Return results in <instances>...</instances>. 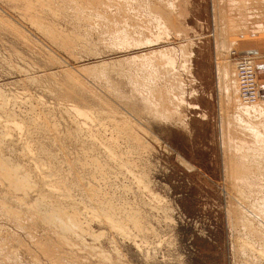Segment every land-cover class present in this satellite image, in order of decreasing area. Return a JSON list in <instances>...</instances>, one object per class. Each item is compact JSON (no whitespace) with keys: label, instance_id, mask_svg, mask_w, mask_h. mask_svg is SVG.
Wrapping results in <instances>:
<instances>
[{"label":"rangeland","instance_id":"374dc122","mask_svg":"<svg viewBox=\"0 0 264 264\" xmlns=\"http://www.w3.org/2000/svg\"><path fill=\"white\" fill-rule=\"evenodd\" d=\"M15 1L17 2L20 1V2L17 3ZM143 1L144 3H142ZM183 1L184 0H174L175 4L177 5L181 4V6L179 5L178 11L180 12V14L182 12V16H181L183 18L182 22L181 23L180 21L178 22L179 18H175V16L177 17V15H175L174 17L172 15L173 19L172 21L166 22L168 24L167 26L162 25L163 21L160 18L158 19V17H154L155 14H153V12H155V9L147 6V5L150 6L151 3L154 6L155 5L154 0H142V1L141 0H133V1L132 0H129V1L128 0H122V1L121 0H115V1L110 0L109 1L108 0V4L106 2L107 5H105V7L102 8L104 13L106 14L108 13V16H109V17H105L106 18V20H104L105 25L107 21L108 23L113 24L114 28L117 26L118 27L121 26L122 28V25H123L124 27H126L125 30L126 31L128 30L129 33L132 32L131 34H133L134 36H136V34L143 32L144 34L147 33L148 35H150V37H152L153 40L157 36H160V37L162 36L161 38H158V41L154 40L149 43H144V42L141 44L137 42L124 43L123 41L116 39L117 36H114L115 39H112L111 38L112 35L110 36L109 33L106 32L108 31L106 30L108 26L106 27V29L104 28L105 30L103 29V31L101 30L102 28L97 26V30L93 31L94 29H96L94 28L90 32V33L93 32L92 34H90V36L89 35L84 36L86 34H84L85 33L84 31H83L84 33L82 32V29L87 30L89 24H92L93 23L92 21L95 18L96 20L94 21L96 22L97 19H99V17L100 18L103 17V16H100L101 13L99 12L92 14L93 16H89V18L91 19L90 23L87 22V19L85 18L86 16H83L84 19L83 20L80 19L81 21L78 20V22L75 19V17L72 18L73 21L70 20L71 18H68L67 20L58 19L57 21L59 25L58 28L60 26H61V29L65 27V30H66L65 32L69 36L72 35L71 38L73 37L76 40L74 43L68 44L69 46L68 47L65 46L64 48L63 40L61 41L62 38H59L58 36L60 40L55 42L51 38L49 39L48 36L45 37V35H43V33L39 31L36 27L30 25L29 20L28 21L27 19H25L26 21L24 20L25 16L22 12V10H24L23 4H22L23 0L22 1L21 0H0V16L5 21L8 20L12 23H15L18 28L20 27V30H22L23 32L25 31L24 33L27 37L26 39H29V40H25V37L18 38V36H16L15 33L9 29V27H6V25H3V23L2 24L0 23L1 24L0 25V87H2V91L4 93L3 94L1 92L0 94V104L2 103L4 105L3 106L1 104L2 106L0 107H2L1 109H4L3 111L8 110L9 113H11L10 115L15 117V119H17L15 120L13 118V120L18 121V122H22L24 117H27V116L30 117L31 109H32L31 111H33L34 109L32 113H36L33 115H36L37 117L38 115L43 117L44 116L43 113L44 114L47 113L44 116L45 117L44 123L45 124L47 123L46 125H48L50 128L46 126L45 130L51 131L52 129H56L55 125L57 124L58 128L55 131V133L57 132L56 134H58L57 136H60V135L66 136L64 139L60 137L61 139L54 140L53 138V139H50L49 141V139L48 140L46 139V136H43L44 133L38 134L40 136H38L36 133L34 134L31 133L32 135L28 134L27 133L28 131L25 129L26 125L24 124L25 126L20 128L22 130L24 129V131L20 130L19 132H17V129H15L16 131L15 132L13 129V132L16 135L18 134L17 136H20L21 138L23 137L20 140L18 139L17 143L18 142L20 143L21 141V144L19 143L18 145L16 144L17 148L15 147V144H14L13 151H14V148H16L15 150L22 149V148L25 150L24 145H27L29 143L28 144L29 147L26 146L25 151L22 149L24 152L27 151L25 154V157L24 158L22 157L26 161L25 164L26 165L29 164L28 166L31 165L30 167L33 168L34 165H36L37 163L38 167L39 165L42 167V169L40 167L41 170H39V172L41 173L42 171H44L43 170L44 168L47 172L44 173L45 172L44 171L43 172L44 174L43 173L42 174L43 176L47 177L46 179L50 180V183H52L51 184L52 188L53 186H55L53 189L57 191V194L59 193L58 191L60 190L62 191L66 190V192L64 191L63 193H66L65 195L69 194L70 196H72L71 199L69 195H67L68 197L64 196L65 202L67 201L64 204H66V206L68 205V207L70 206L69 203H71V206H74V205L77 206L80 204L79 207L81 208V210L82 211L86 210L87 212V211H92V209L90 208L91 206L92 208L97 207L100 204H101L100 207L107 206L108 202L106 204V201H109V204L111 203V205L114 204L115 206V207L113 206V208L111 206L112 209L110 208V210H113L112 212L114 213H117V214L122 213L123 215L125 213L126 215V210L128 211V208L130 209V211L131 209H134L136 212H139L138 214L142 215L141 223L138 226H135V228L137 227L136 229L135 228L133 229V226H132L133 224L131 222L128 223V225L130 224V228L127 225L129 230L127 229L126 231L129 233H126V235H124L125 237L122 236L120 233H117V231L115 232L114 230L111 231L113 232L111 233L110 229L105 224L100 223L99 221H97L98 223L96 221H92L90 222L92 225H89V226H92L91 227L92 231H95L98 233L99 231H104L105 235L97 241H94V238L92 236L91 237L88 236L87 242L91 245L93 243V245L96 246V248L98 247V249L99 247L103 246V248L105 247V250H108L112 254L115 253L113 245H115V247L118 246L119 249L123 251L122 253L123 256H121V258H123L126 264H264V258L260 259L257 256V254H253L251 252H248L249 255L246 256L245 254H243L244 252L242 253V249L239 246V243H241L245 239L248 240L247 237L249 236L245 235L247 237H244L243 236L244 232L241 230L239 231L238 227L236 228V225L234 223V218H233V212L231 209L234 205V203L232 202H234L235 200L236 191L238 190L236 185L234 184L236 180L234 176L235 169L233 168L234 165H236L234 163H237L236 161L237 151L235 152V150L237 149H235L233 146L230 147L228 137H230V134H231L230 138H233L234 136H233V133L229 132L228 129L227 131H225L226 130L225 127L228 128L226 125V121L228 122L230 121L229 118L226 117V115L228 112H229L228 114H232L234 112V109L231 105L228 106L229 103H227L228 102L227 96H229L230 94L228 95L227 92L225 93L223 91L224 88H223V85L220 79L221 73L219 70V68L222 67L223 64H226V65L232 64V67L235 72L236 71L235 65H236V62L238 61V57L250 56L256 60L257 67L259 69L261 68L260 70L264 72V68L260 67V64L262 65L264 64V33H262L261 30H259L262 28V26L259 27L260 25H258L257 22L255 23L253 19L251 20L249 19V21L247 20L248 22L245 24L246 25L245 29H248L250 31L252 30L251 33H249V36H247L249 39H242V38L239 39L236 37L237 36L236 34L229 33L230 36L228 35L229 37L227 38L231 40V37H232V40L234 41L236 37L235 40L239 41V44H238L239 47H237L236 51H233L232 49H236V46L232 48L231 47L232 45H230L231 43L230 44L228 43L226 44L227 45L226 48L222 46L223 51L222 50L220 51L219 47L221 46L218 47L217 43H219L218 41L220 38L226 37V36L221 37L220 30L218 31L217 30L218 28H215L217 27L216 25H219V24H217L214 20L215 18L214 11H213V8H214L213 3H215L214 0L213 1L212 0H185L184 2ZM109 2L110 3L112 2V3L109 4ZM114 2L116 3L114 4ZM119 2L121 3L120 7H118L120 5ZM129 3L131 4L133 8L128 9L129 7H131ZM217 4H218V0H217ZM219 4L221 6L224 4L226 7L224 0H219ZM21 6H22V9H21ZM110 6H113V7L110 8ZM227 7H230V6H227ZM121 8L122 9L127 8V11H130V12H126L128 13L126 14L124 13V10H121ZM134 10H135V13H134ZM88 13L89 12H87L86 15H88ZM131 13L132 15H134V18L136 19L135 21L134 19H130L129 14L131 16ZM150 13L153 15H151ZM120 15L121 16L123 15L122 16L123 18ZM117 16H120V19L121 18L122 19L119 20V17ZM1 17H0V20L2 19ZM92 17H93V20H92ZM243 19L244 18H240L239 21ZM101 20L102 19H100V21H97V24L98 22L99 23L103 22ZM131 20L132 22H135L136 24L132 23ZM48 21L50 22V19L47 20L46 22L49 23ZM120 21H122L124 24ZM73 22L75 25L72 24ZM95 22L93 25L96 24ZM142 22L144 26L141 25ZM154 22H155V25H154ZM108 23L107 25H109ZM130 26L132 27L130 28ZM62 33L61 35L64 36L65 34H62ZM81 34H83L82 37H81ZM75 36L76 38L78 37V39H76ZM218 36H220V38H218ZM85 37H88V38H85ZM85 39L89 41L87 40L85 41ZM229 40L228 42H231ZM61 43L63 44V46L61 45ZM181 46H188V48L191 49V54L193 55H189L190 54L189 52L187 53L183 52V47ZM159 48L161 49L167 48L170 50L172 49L171 54L174 56L172 57L173 62L171 61L170 63H166L167 61L165 60V58H163L157 53H156L157 54L156 60H155V57L152 56L153 53L150 56L147 55L146 60H144V62L149 63L148 65L146 64L149 70L146 73H139V75H137V82H139V84L144 87L149 86V84L153 85L154 84L153 82L156 81L157 78L159 79V82H161L160 79H163V78H159L160 77L159 72L154 71L153 65H156V61H158L159 57H160L159 61L164 60L163 63L164 65L165 64L166 65L162 67L167 68V71L166 69H164L165 74L163 75L166 78L171 77L170 79L167 78L170 83H168L166 78L164 79L165 80L164 85L166 84L167 85L166 88L172 93L170 94L169 92L171 99H170V102H168L171 105L172 112L170 111V113H168L167 119L155 118L154 116H151L148 112H145L144 110H141V109L140 111L138 110L133 111L132 109H130L131 108L130 106H127L126 103L123 102L125 101L124 99L118 97V95L113 94L114 93L113 91L110 92L111 90L108 88V86L111 87V84L112 86H114L113 83H117V82H118L119 88H121L122 90L125 89V93H124L125 96H122L123 98L130 95V92L132 94L133 92H135L133 90L134 88H131L130 82H129L130 85L128 84L127 82L128 79L125 77L124 78L121 77L115 70H113L114 72H109L108 74L111 77L107 74L108 77L106 80H104L105 78H102V77L103 75H105L103 74V72L106 70L102 71L103 69L97 68L98 73H96L97 72L96 71L95 72L96 74H91L90 72L82 68V67L90 68V67H94L95 65H102L104 63L107 64L108 62L111 63L112 61H115L117 59H123L124 57H127V56H135V55L143 54V53L146 54L147 53L146 51L149 52L151 49L158 50ZM52 52H54V56L57 57V59L58 58L60 59L53 60V58H51L53 56ZM148 56L154 57V58H149ZM30 66L32 68H30ZM63 68L64 70L66 68L67 69L70 68L71 70L76 72L78 76L83 75L82 73H84L85 76L83 75L81 78L79 76L78 78L81 79L82 81H83L82 78H84V83L86 80V84H85L86 88L91 87L90 89H92V91H87L89 92L87 93V95L82 94L83 96L81 95V99H83V101L80 100L79 104L80 102L83 103L84 105L86 104V106L84 107L86 108L87 111L90 108L89 111L91 112V114L88 111V114L81 116V118L80 117L77 118V116L75 117L73 113L70 114L71 110H69L70 108L68 107L72 103L71 102L69 103V101H66V100H62L61 97L57 96L58 94H55L56 91L54 92L53 90L54 87H52L51 85H55L54 79L58 81L59 77H61L59 78V80L64 78L63 76L64 74H62L64 71ZM51 70H52V73L54 72V74L56 70V74H60V75L55 74L56 76H53L54 74L52 75ZM77 70H81V71L78 72ZM41 73H43L44 76L41 77L40 75ZM50 73H51V78L53 80L51 78L50 79L52 80L53 84H51L50 79L47 78L48 77L47 75ZM88 73L90 76L88 75ZM86 74L88 75L87 77H86ZM37 75L38 77L40 76L39 77L40 79L39 78L33 79V77L35 76L37 77ZM95 75L97 77H95ZM30 77L34 81L36 80L37 82L34 83L32 79L30 80ZM44 77H46L47 79ZM27 78L29 79L27 80ZM109 78H112V79H109ZM108 79L109 81H107ZM178 79H181V80H178ZM262 80L263 79L260 77L261 82ZM163 81L161 83H163ZM176 81L178 83L180 82L182 83L183 87L181 89L176 88V86H178V83ZM126 82L128 85L126 84ZM226 82H229L228 84L232 88L234 89L238 88L237 84L234 82V79L233 80L227 79ZM108 83H111V84L108 85ZM224 83H225V80H224ZM232 84L236 86L233 87ZM262 84H264V82H262ZM129 88L132 89L133 92ZM238 89L236 90V92H239ZM90 92H92V95L93 97H95V99H98L97 101H95V99L92 97ZM30 94L32 97L30 96ZM101 95L102 97L103 96L104 97L102 98ZM2 97L5 99L3 100ZM98 97H101V98H98ZM20 98L22 100H20ZM223 98H225V100ZM16 99L18 102L16 101ZM101 99L103 100L101 101ZM5 100H9V102L7 101V104H5L6 103ZM3 101L5 102L3 103ZM93 103L95 104V106ZM13 105H14V108L12 107ZM34 105H35V108L37 107L36 109L33 107ZM170 105L168 106V108L170 107ZM18 106H20L19 107L20 109L18 108ZM222 106L225 107V112L223 111ZM91 108L94 110H92ZM66 109H67V112H65ZM13 110H14V114H12ZM52 111L54 112V114ZM102 112L104 113L108 112L110 113V115L105 113V116H104V113ZM115 112H116V115H115ZM126 114L128 116H126ZM33 115L32 117H36ZM11 116L9 118H11ZM129 116L132 117L133 122L131 120L129 121L128 119L130 118ZM72 117H75V118H72ZM0 118L2 120L3 119L5 120V117L3 116H1ZM113 118L116 120H118L119 118L120 119L124 118L122 120L120 119L118 120V121H121L119 122V124L122 126H124V123L126 125L129 122H130V125L133 123L132 132H135V134L137 133L140 134L142 138L141 139L142 144L133 146V147H136L137 150L131 147V145H134V144H132L133 142H130L132 140L129 137L130 136L129 133L131 132L128 130L129 128H127L129 133L128 131H125V134L124 132L122 133L120 128H119L120 131H118V128L116 124L114 123L116 120H114ZM225 118H227V120ZM74 119H76V121ZM125 119H126V122L123 121ZM223 119L225 120V122ZM53 120H55L54 121L55 124ZM77 121H80V122L77 123ZM73 122H75V124H80V125H75ZM45 124L42 125L43 127L41 126L43 130H44ZM72 124L74 125L73 128H72ZM0 125L4 127V125L2 124ZM58 125H60L61 127ZM135 125L137 127H135ZM52 126L54 127L51 128ZM75 126H77L78 128ZM89 126L91 127L92 133H90L91 131H90ZM84 127L85 129H82ZM114 127L118 132H116V130L113 129ZM68 128H69V131H68ZM81 129L82 131H78ZM135 129H137L138 131L137 130L134 131ZM4 130H5V127H4ZM4 130L3 128L1 129V131H4ZM20 132L23 135L19 134ZM126 132L128 133V135ZM227 132L229 134L228 136L226 135ZM66 133L67 134L69 133L68 134L69 136ZM15 134L13 136H15ZM76 134H77V137L75 136ZM25 135L26 136L28 135V137L33 140L31 141V139L30 140L24 139V137L28 138ZM35 136L38 137L40 141L41 140L45 141L44 142L45 147L47 145L46 149H48L46 151H48L49 153L43 152L42 154L41 153L38 154V151L40 150L39 142H38L39 139H36ZM73 136L76 138L73 139ZM102 137H103V141H102ZM34 138L38 141L36 142ZM109 138H110V141H109ZM83 139L86 143L83 141ZM23 140L24 142H22ZM25 140L27 142H25ZM52 140L55 142H53ZM94 142H96L94 144L95 146L93 145ZM83 143H85L86 146ZM19 145H20V148H19ZM108 145H110V147ZM11 146L7 147V151L9 149V152H12V150L10 151V149H12ZM30 146L34 147L33 151L31 150L32 147ZM64 146H66V148ZM92 147H94V149ZM28 149L29 151L31 150L30 151L31 154L28 151ZM129 149L130 150L132 149V150L130 151ZM68 150L70 151L69 153H68ZM140 150L141 151L143 150V152H141ZM35 151L37 152L38 155H36ZM61 151L64 153L66 152V153L64 154ZM90 151H92L93 154ZM108 151L109 152L111 151V152L109 153ZM116 153H118V155L120 153L121 155L116 157L115 156ZM32 154L38 157L35 158V156H33L34 158H32L31 157ZM233 154H235L236 157ZM13 155H14V152H13ZM28 155L29 157H27ZM84 155H85V158H84ZM17 156L18 154H15V157ZM121 156H122V160H121ZM26 157L29 159H27ZM94 157H96L97 160H95L96 158ZM181 157L184 158L186 161H188L190 165L188 163H187L188 165H186V162H182ZM33 159H36V160L33 161ZM42 162L44 164H42ZM78 162H81V163H78ZM127 162H130L131 164L132 162L134 163L131 165L130 163H127ZM120 164L121 166H119ZM136 165L138 168L136 167ZM47 166H49L48 167L49 169L47 168ZM52 166H55L57 170H55V168H53ZM95 166L98 168H96ZM51 167L53 169H51ZM100 167L103 169H101ZM129 168L130 169L132 168V169L130 170ZM100 169H101V172H100ZM109 169L111 171H109ZM49 170H51V173ZM52 170H54L55 174L59 172L60 176L63 177V180L61 181L62 178H60L59 174L52 175L53 173ZM60 171H62L64 174ZM129 172H132V173H129ZM47 173L48 174L50 173V175H52V178L50 177V175L48 176ZM73 174H75V176ZM94 174L96 178L94 177ZM131 174H133L135 177L133 176L132 178ZM143 174H145V176ZM56 176H58L59 179H57ZM80 176L82 177L83 181L81 180ZM125 176H127L128 179ZM143 176L145 177L144 180H142L144 178ZM140 177H143V178H140ZM50 178L51 179L54 178L53 180L56 179L55 181L58 180L60 184V188L58 187L57 189V186H59V184L57 182L55 183V181L51 180ZM77 178H80V180L85 183V187L88 188L87 190L83 191L80 186H77L74 183L73 180ZM135 178H137L138 181ZM65 183H68L67 187ZM90 183L92 185H90ZM61 184H64L65 186L64 185L61 186ZM142 184H144V186ZM146 184H148V186H146ZM72 185L75 187H73ZM131 185H132V188H131ZM91 186L93 188H91ZM68 187H70L71 190H69ZM89 188L92 189L91 191H93L94 193L89 191ZM72 190H73V193H72ZM62 191H60L59 198H64L62 197L63 195L61 194ZM68 191H70L71 194ZM88 191L90 192V194L86 193ZM149 191H152V192H149ZM30 193L34 198L36 197L35 193L33 192H30ZM78 195H79V198H78ZM88 197H89L90 202L87 199ZM91 197L93 201L92 199H90ZM162 197L164 198V200H162L163 199ZM81 201H82V204L84 202L83 205L81 204ZM102 202H105V203H102ZM133 204L135 205L133 206ZM246 207H248V205H245L243 208L245 209V211H248ZM116 209L119 211V213ZM162 210L165 212H163ZM247 213L249 214V212ZM0 215H1L0 216V221H1L0 228L4 226L3 227L4 229L1 228L2 232L8 231L7 234L9 235H11V233L14 234L15 231L17 232V233L15 232V234L17 235L18 233H20L22 235L21 237L25 238V243L29 242L28 243L29 246L33 248L34 252H37L36 248L34 247V244H32L31 242L32 239L26 238L24 232L19 230L17 227L13 226L10 223L11 221L8 220L7 217L4 216V214L0 212ZM238 215L240 217L241 214H238ZM6 219L8 220V222L5 221ZM8 224H9V227L11 228L6 227L8 226ZM5 227L8 229H6ZM10 229L11 231H9ZM106 235H108V237H106ZM135 236L136 238H133ZM249 240H252L253 242H255L253 239H250V237H249ZM88 243L85 244V246H87L86 247L87 250L86 249L81 250L79 247L80 246L82 247V245H78L77 246L78 248L76 247V249L79 252H84L81 254L83 256L87 254V251L92 252L88 248V245H89ZM98 244L101 246H97ZM38 254L39 256H41L40 258L43 264H58L52 258L51 259L47 258L40 252ZM2 255L3 254L0 253V262L4 261V258L2 259L3 257ZM114 255L116 256V254Z\"/></svg>","mask_w":264,"mask_h":264},{"label":"bare ground","instance_id":"6f19581e","mask_svg":"<svg viewBox=\"0 0 264 264\" xmlns=\"http://www.w3.org/2000/svg\"><path fill=\"white\" fill-rule=\"evenodd\" d=\"M22 1V0H21ZM110 1V0H109ZM115 1V0H114ZM122 1V0H121ZM129 1V0H128ZM133 1V0H132ZM142 1V0H141ZM185 1V0H184ZM183 1V2H184ZM213 1V0H212ZM211 1V2H212ZM17 2V1H15ZM20 2V1H19ZM17 2V3H19ZM108 4V0H23V9L22 12L24 14V20L27 19V21L29 20L30 22V25L36 27L39 31H41L43 33V35H45V37H49V39L51 38L52 40H54L55 42L60 40L59 38H62L61 41L63 40V43H64V46L63 44L61 43V45L65 48L68 47L69 45L68 44H72L74 43L76 40L71 36H69L65 31V27H63L61 29V26L58 28V19L60 20H67L68 18H71L70 20L73 21L72 18L75 17V19L77 20H83L84 17L83 16H86L85 18L87 19V22H91V19L89 18V16H93L92 14L94 13H101L100 16H103V17H99V19H97V21H100V19H102L101 21L103 22H98L97 24V21L95 22L94 20H96V18L93 20V17H92V24H89L88 28H87V33L85 30L82 29V32L86 35L84 36H87L92 33H90L94 28L93 31L97 30V26L102 28L101 30L103 31V29L108 26V28L106 30V32L109 33V35L111 36L112 39H115L114 36H117L116 39L118 40H121L123 41L124 43H128V42H137L139 44L141 43H149L151 41H158V38H161L160 36H157L154 40L152 37H150V35H148L147 33H139V34H136V36H134L133 34L129 33V31L125 30L126 27H124L122 25V28L121 26L118 27H115L114 28V25L113 24H109L105 25L104 23V20H106L105 17H109L108 16V13H104L103 9L105 7L106 4ZM215 3L214 4V8H213V11H214V20L217 24L219 25H216L217 27L215 28H218L217 30L221 32V37L222 36H226V37H222L220 38V36H218L219 39V43H217V46H221L219 47V50L223 51V47L226 48V44H230L232 45L231 47L234 48L236 46V49H232L233 51H236L237 50V47H239V41H236V37L239 38V39H249L247 36H249V33H251L250 30L248 29H245V24L249 21V19H253V21L256 23H258V25H260L259 27L262 26L261 29V32L264 33V0H224L225 4H226V7L225 5L223 4L222 6L219 4V0H218V4H217V0H214ZM221 2V1H220ZM112 3V2H111ZM109 2V4H111ZM116 2H114L115 4ZM136 3V2H135ZM144 3V1L142 2ZM151 3V2H149ZM112 4V5H114ZM119 6H121V3L119 2ZM124 4V3H123ZM146 4V3H145ZM144 4V5H145ZM154 6L153 4L151 3L150 6L147 5L148 7H152L155 9V12H153L154 17H158V19L160 18L163 22H162V25H165L167 26L168 24L166 22H169V21H172L173 17L175 15H177V17L175 16V18H179L178 19V22L180 21V23L182 22V12L180 14V12L178 11L179 9V5L181 6V4H175L174 0H154ZM186 4V3H185ZM46 7H45V6ZM104 5V6H103ZM125 5V4H124ZM129 5L131 6V4L129 3ZM140 5V3H139ZM126 6V5H125ZM146 6V5H145ZM186 6V5H185ZM227 6H230V7H227ZM107 7V6H106ZM113 7V6H110V8ZM124 7V6H122ZM133 8L132 6L129 7L128 9H131ZM181 8V7H180ZM21 9H22V6H21ZM20 9V10H21ZM108 9V8H107ZM117 9V8H116ZM119 9V8H118ZM186 9V8H184ZM102 10V11H101ZM109 10V9H108ZM107 10V11H108ZM112 10V9H111ZM121 10H124V13L126 12H130V11H127V8L126 9H122ZM120 10V11H121ZM126 10V11H125ZM149 10V9H148ZM138 11V10H137ZM136 11V12H137ZM150 11V10H149ZM148 11V12H149ZM88 13V15H86ZM103 12V13H102ZM112 12V11H111ZM119 12V10H118ZM123 12V11H122ZM178 12V13H176ZM134 13H135V10H134ZM187 13V12H186ZM185 13V14H186ZM22 14V13H20ZM116 14V13H115ZM128 14V13H126ZM137 14V13H136ZM151 14V13H150ZM151 14V15H153ZM184 14V15H185ZM188 14V13H187ZM124 15V14H123ZM122 15V16H123ZM139 15V14H138ZM173 15V17H172ZM97 16V14H96ZM121 16V15H120ZM120 16H117L119 17V20L120 19ZM132 16V18H131ZM131 16L129 14V17L130 19H134V21L136 20L134 18V15H132L131 13ZM140 16V15H139ZM1 17V16H0ZM28 17V18H27ZM115 17V16H114ZM153 17V16H151ZM2 18V17H1ZM98 18V17H97ZM113 18V17H112ZM116 18V17H115ZM114 18V19H115ZM137 18V17H136ZM143 18V17H142ZM174 18V19H175ZM240 18H244L243 20L239 21ZM255 18V19H254ZM23 19V18H22ZM50 19V24L47 23L46 21ZM138 19V18H137ZM157 19V18H156ZM2 20V21H1ZM0 20V23L3 25H6V27H9V29L15 33L16 36H18V38H21V37H25V40H29V39H26V35H25V31L23 32L22 30H20V27L18 28L16 26L15 23H12L8 20H3V18ZM46 20V21H45ZM80 20V21H81ZM128 20V19H127ZM248 20V21H247ZM26 21V20H25ZM86 21V20H85ZM114 21V20H113ZM118 21V20H117ZM126 21V20H125ZM130 21V20H129ZM144 21V20H143ZM154 21V19H153ZM159 21V20H158ZM53 24H52V23ZM71 22V21H70ZM76 22V23H77ZM94 22L96 23L95 25ZM106 22V21H105ZM122 22V21H120ZM128 22V21H127ZM132 22V20H131ZM139 22V21H138ZM137 22V23H138ZM148 22V21H147ZM177 22V23H178ZM69 23V22H68ZM113 23V22H112ZM123 23V22H122ZM132 23H135V22H132ZM131 23V24H132ZM157 23V22H156ZM161 23V22H160ZM176 23V24H177ZM0 24V25H1ZM55 24V25H54ZM70 24V23H69ZM74 24V22L72 23ZM116 24V22H115ZM124 24V23H123ZM129 24V23H128ZM136 24V23H135ZM139 24V23H138ZM75 25V24H74ZM120 25V24H119ZM141 25L144 26L143 22L141 23ZM154 25H155V22H154ZM24 26V25H23ZM93 26V27H92ZM126 26V25H125ZM128 26V25H127ZM174 26V24H173ZM180 26V25H179ZM249 26V25H248ZM129 27V26H128ZM127 27V28H128ZM132 26H130L131 28ZM147 27V26H146ZM244 28V29H242ZM36 29V30H37ZM61 29V30H60ZM104 29V30H105ZM149 29V28H148ZM154 29V28H153ZM156 29V28H155ZM252 29V28H251ZM80 30V29H79ZM78 30V31H79ZM131 30V29H129ZM216 30V31H217ZM142 31V30H141ZM144 31V30H143ZM223 31V32H222ZM226 31V32H225ZM27 32V31H26ZM40 32V33H41ZM63 32V33H62ZM165 32V31H164ZM62 34H65L64 36L61 35ZM70 33V32H69ZM76 33V32H75ZM100 33V32H98ZM219 33V32H217ZM236 34L237 36L235 37L234 41L232 40V37H231V40H229L227 37L230 36V34ZM107 34V33H106ZM151 34V33H150ZM257 34V33H256ZM260 34V32H259ZM75 35V34H74ZM105 35V34H104ZM108 35V34H107ZM159 35V34H158ZM229 35V36H228ZM240 35V36H238ZM59 36V38H58ZM77 36V35H76ZM75 36V38H76ZM83 36V34H81V37ZM88 36V37H89ZM109 36V37H110ZM216 36V35H215ZM69 37V38H68ZM80 37V38H81ZM88 37H85V38H88ZM114 37V38H113ZM253 37V36H252ZM17 38V37H16ZM91 38V37H90ZM89 38V39H90ZM234 38V37H233ZM23 39V38H22ZM78 39V37L76 38ZM217 39V38H216ZM231 41V42H228V40ZM19 40V39H18ZM66 40V41H65ZM87 39H85L86 41ZM161 40V39H160ZM31 41V40H30ZM50 41V40H49ZM89 41V40H87ZM29 42V41H28ZM115 44V43H114ZM35 45V44H34ZM223 46V47H222ZM183 47V52L187 53L189 52L190 54L189 55H193L191 54V49L188 48V46H181ZM169 48V47H168ZM221 48V49H220ZM35 50V49H34ZM172 50V49H171ZM170 49H161L159 48L158 50H153L151 49L149 52L146 51L147 53L146 54H138V55H135V56H127V57H124L123 59H117L115 61H112L111 63H104L102 65H95L94 67H90V68H85V67H82L84 68V70H87L88 72H90L91 74H96L98 73L97 71V68L99 69H103L102 71L106 70L103 72V77L102 78H105L104 80L107 79V74L109 72H114L113 70H115L121 77H125L127 78V82L129 84H131V88H134L133 90L135 92H133L132 89H130L133 94L130 92V95H128L127 91V97H122V96H125V89H121L119 88L118 86V82L117 83H113L114 86H112L111 83H108V85L111 84V87L108 86V88L111 90H109L110 92H114L113 94L115 95H118V97L124 99L127 106H130L133 111L134 110H138L140 111L141 110H144L145 112H148L151 116H154L155 118H158V119H167L168 117V113H170L171 111V105L168 103L170 102V94L171 91H169L167 88H166V84L164 85V82H165V78L163 74H165L164 72V69H166L167 71V68H163L165 65L163 63V61H159L160 60V57L158 59V61H156V65H153V69L155 72H159V78H163V79H160V81L162 82L163 80V83L159 82V79L157 78L156 81H154L153 85L149 84V86H141L139 84V82H137V75H139V73H146L149 68H147L148 64L147 62H144V60H146V56L147 55H151L152 53L155 54L152 56L155 57V60L157 59V54H159L160 56H162L163 58H165V60L167 61L166 63H170L172 61V57H174L171 53ZM53 56L51 58L54 59H57V57L54 56V52H52ZM157 53V54H156ZM21 54V53H20ZM51 54V53H50ZM49 55V54H48ZM24 56V55H23ZM148 56V57H149ZM147 57V58H148ZM154 57H149V58H154ZM50 58V60H51ZM25 59V57H24ZM23 59V60H24ZM60 59V58H58ZM57 59V60H58ZM162 59V58H161ZM175 59V58H174ZM173 59V60H174ZM21 60V59H20ZM38 60V59H37ZM150 60V59H149ZM39 61V60H38ZM152 61V60H151ZM51 62V61H50ZM140 62V63H139ZM155 62V61H154ZM153 62V64H154ZM173 62V61H172ZM43 63V62H42ZM163 63V64H162ZM34 64V63H33ZM147 64V65H146ZM175 64V63H174ZM184 64V63H183ZM187 64V63H186ZM43 65V64H42ZM58 65V64H57ZM36 66V65H34ZM45 66V65H44ZM43 66V67H44ZM102 66V67H101ZM163 66V67H162ZM171 66V65H170ZM236 71L234 72V69L232 67V64L230 65H226V64H223L222 67L219 68L220 70V73H221V82H222V85H223V88H224V92L228 93L229 96H227V103L228 106L231 105L234 109V112L232 114H228L229 116L226 115L227 118H229V122L226 121V125L228 128L225 127V131H227V129L229 130V132L233 133V138H230L231 137V134H230V137H228L227 139L229 140V145L230 147L233 146L235 149V152L237 151V157L235 156V154H233L235 157H236V161L237 163H234L236 165H234V176H235V180L236 182L234 183L237 187V191H236V197H235V200L234 202V205L233 207L231 208L232 209V212H233V218H234V223L236 225V228L238 227L239 231H243L244 234L243 236L244 237H247L249 236L250 239H253L255 242H253L252 240H249V237L248 240L245 239L243 240L241 243H239V246L241 247L242 249V253L245 254L246 256L249 255L248 252H251L253 254H257V256L260 258V259H263L264 258V84H262V82H264V72H262V70H260L258 67H257V64H256V60L253 58V57H250V56H241V57H238V61L236 62ZM16 67V66H15ZM89 67V66H88ZM168 67V66H167ZM26 68V67H25ZM30 68H32L30 66ZM81 68V67H80ZM24 69V68H23ZM27 69V68H26ZM70 69V68H69ZM69 69H65L63 68V73L64 74V78L60 79L61 77L58 78V81L54 79V84L55 85H51L53 84L52 82V78H51V73H52V70H51V73L48 74L47 78H51L50 79V85L53 88L54 92L56 91L55 94H58L57 96L61 97L62 100H66V101H69V103L71 102L72 104L69 105L68 108L69 110H71V113L70 114H74V116L77 118H81V116L83 115H86L88 114V111L86 110V108L84 106H86V104L84 105L83 103L80 102L79 104V101L83 99H81V95L84 94V95H87V91H92V89L90 88H86V80H85V83H84V78L83 81L81 79H79L78 77L80 76V78L84 75V73H82L83 75H79L76 74V72H74L73 70H69ZM18 70V69H17ZM21 70V68H20ZM45 70V69H44ZM60 70V69H59ZM111 70V71H110ZM137 70V71H136ZM42 71V70H41ZM47 71V70H46ZM78 72H80L81 70H77ZM97 71V72H96ZM153 71V70H152ZM244 71V72H243ZM21 72V71H20ZM26 72V71H25ZM44 72V71H43ZM83 72V71H82ZM86 72V71H85ZM96 72V73H95ZM154 72V73H155ZM46 73V72H45ZM61 73V72H60ZM28 74V73H27ZM26 74V75H27ZM47 74V73H46ZM54 74V72L52 73V75ZM55 74H56V70H55ZM53 75V76H56V75H60V74H56V75ZM117 74V75H118ZM156 74V73H155ZM168 74V72H167ZM166 74V75H167ZM36 75V74H35ZM41 77L44 76L43 73L40 74ZM89 75V73H88ZM86 74V77L88 76ZM109 75V74H108ZM165 75V76H166ZM85 76V75H84ZM90 76V75H89ZM93 76V75H92ZM101 76V75H100ZM98 76V77H100ZM110 76V75H109ZM234 76V78H233ZM29 77V76H28ZM33 77V76H32ZM40 77V76H39ZM38 75L37 77H33V79H37L39 78ZM95 77H97L95 75ZM111 77V76H110ZM260 77L263 79L262 82L260 81ZM46 78V77H44ZM46 78V79H47ZM56 78V77H55ZM90 78V77H89ZM156 78V77H155ZM168 78V77H167ZM166 80L169 82L168 78ZM176 78V77H175ZM180 78V77H179ZM22 79V78H21ZM29 78H27L28 80ZM32 78L30 77V80ZM32 79V80H33ZM40 79V78H39ZM109 79H112V78H109ZM109 79L107 81H109ZM227 79H234V82L237 84L238 88H232L228 83L229 82H226ZM42 80V79H41ZM178 80H181V79H178ZM224 80H225V83H224ZM246 80V85H243V81ZM34 81V80H33ZM57 81V82H56ZM102 81V80H101ZM106 81V82H107ZM116 81V80H115ZM119 81V80H118ZM136 81V82H135ZM146 81V80H145ZM166 81V82H167ZM25 82V81H24ZM37 82L36 80L34 81V83ZM56 82V83H55ZM125 82V81H124ZM126 82V84H127ZM177 82V81H176ZM49 83V82H48ZM122 83V82H121ZM133 83V85H132ZM178 83V82H177ZM176 83V84H177ZM224 83V84H223ZM39 84V83H38ZM127 84V85H128ZM129 84V85H130ZM137 84V85H136ZM25 85V84H24ZM89 85V84H88ZM117 85V86H115ZM121 85V84H119ZM126 85V86H127ZM174 85V84H173ZM172 85V86H173ZM233 85V84H232ZM134 86V87H132ZM176 86V85H175ZM236 86V85H233V87ZM25 87V86H24ZM183 86H182V83H178V86H176V88L178 89H181ZM38 88V87H37ZM124 88V87H123ZM48 89V88H47ZM52 89V88H51ZM99 89V88H98ZM97 89V90H98ZM172 89V88H171ZM238 89L239 92H236V90ZM226 90V91H225ZM174 91V90H173ZM1 92L3 93L2 91V87H0V94ZM25 92V91H24ZM27 92V91H26ZM29 92V91H28ZM52 92V91H51ZM53 92V93H54ZM95 92V91H94ZM170 92V94H169ZM49 93V92H48ZM99 93V91H98ZM97 93V94H98ZM102 93V92H101ZM100 93V94H101ZM104 93V92H103ZM107 93V92H106ZM135 93V94H134ZM224 93V95H225ZM4 94V93H3ZM52 94V93H51ZM90 94L92 95V92H90ZM124 94V95H123ZM132 94V95H131ZM33 95V94H32ZM31 96V94H30ZM53 96V95H52ZM83 96V95H82ZM95 96V95H94ZM100 96V95H99ZM5 97V96H3ZM2 97V98H3ZM32 97V96H31ZM93 97V95H92ZM102 97V95H101ZM101 97H98V98H101ZM104 97V96H103ZM102 97V98H103ZM106 97V95H105ZM108 97V96H107ZM111 97V96H110ZM10 98V97H9ZM17 98V97H15ZM80 98V99H79ZM88 98V97H87ZM95 99V97H93ZM5 98H3L4 100ZM105 99V98H104ZM225 100V98H223ZM19 100V99H18ZM20 100H22L20 98ZM86 100V99H85ZM98 99H95V101H97ZM103 99H101L102 101ZM112 100V99H111ZM7 104V101L9 102V100H5ZM3 101V103L5 102ZM17 101V99H16ZM36 101V100H35ZM93 101V100H92ZM14 102V101H13ZM18 102V101H17ZM30 102V101H29ZM47 102V101H46ZM58 102V101H57ZM75 102V103H73ZM15 103V102H14ZM87 103V102H86ZM226 103V104H227ZM2 104V103H1ZM0 104V106H2ZM9 104V103H8ZM12 104V103H11ZM20 104V102H19ZM57 104V103H56ZM83 104V105H82ZM94 104V103H93ZM31 105V103H30ZM52 105V104H51ZM58 105V104H57ZM107 105V104H106ZM170 105V107L168 108V106ZM4 106V105H3ZM49 106V105H48ZM95 106V104H94ZM93 106V108H94ZM98 106V105H97ZM14 108V105L12 106ZM20 106H18L19 108ZM31 107V106H30ZM35 108V105L33 106ZM66 107V106H65ZM108 107V106H107ZM115 107V106H114ZM2 107H0V117L3 116L5 117V120L1 119L0 118V124L4 125L5 127V130H4V127L0 125V212L2 214H4V216L7 217L8 220H10L9 222L17 227L19 230L23 231L24 234H25V237L26 238H31V242L32 244H34V247L36 248V251L41 254H43L45 257L47 258H52L55 262H57L58 264H126L125 261L123 260V258H121L122 253L123 251H121L119 249L118 246L115 247L114 246V250H115V253H110L108 250H105V247L103 248V246L101 245H97V246H101L96 248V246L89 244L87 242L88 240V236H92L94 238V241H97L99 239H101L105 233L104 231H99L98 232H95V231H92V226H89V225H92L90 222L92 221H99L100 223H103L105 224L109 229H110V232L111 231H117V233H120L122 236L126 235V233H129L127 232L126 230L128 229V227L130 228V224L128 225V223H132L133 225V229L135 228V226H138L140 223H141V218H142V215H139L138 213L139 212H136L134 209H130L128 208V211L126 210V215L124 213V215L121 213H114L112 212L113 210H110L111 206L113 208L114 204L111 205V203L109 204V201H106V204L108 202V205L107 206H102L100 207V205H98L97 207H94L92 208V206L90 207L92 209V211H87L86 210H81V208L79 207V205H74V206H71V203L70 206L68 207V205L66 206V203L65 202V197L67 195H65L66 193H63L64 191L66 192V190L62 191L61 194L63 195L62 197L64 198H59V194H60V191H58L59 193L57 194V191L55 189H53L55 186H53V188L51 187V184L50 183V180L46 179L47 177L43 176L44 173H46L47 171L43 168V170L45 171H42L39 172V170L42 169V167L39 165V167L37 166L38 164L36 163V165H34V167H30L28 165L25 164V160L23 159L25 157V154L26 152H24L26 150V146L27 145H24L25 147V150H22V149H17L15 150L18 145L17 141L18 139H22L20 136H17L14 132H13V129L15 131V129H17V132H19L20 128L24 127L26 125V130L28 131L27 133L28 134H34L36 133L37 135L38 134H41V133H44L43 136H46V139L50 141V139H53L54 140L56 139H64L66 136L62 137L60 134V136H57L58 134L55 133L56 129L58 128L57 127V124L55 125L56 126V129H52L51 131H47L45 130L46 129V125L44 123L45 121V115L47 114H44L43 111V117H41L40 115H38V117L36 115H33V114H36V113H32L34 111H31L30 109V117L26 116L27 117H24L23 118V121L22 122H18V121H15L17 119H15V117L11 116L9 113L8 110H5L3 111L4 109H1ZM37 108V107H36ZM35 108V109H36ZM60 108V107H59ZM57 108V109H59ZM67 108V107H66ZM9 109V107H8ZM20 109V108H19ZM53 109V108H52ZM92 109V108H91ZM127 109V108H126ZM222 109L223 111L225 112V107L222 106ZM68 110V111H69ZM94 110V109H92ZM129 110V109H128ZM173 110V109H172ZM3 111V112H2ZM37 111V110H36ZM101 111V110H100ZM132 111V112H133ZM12 112V111H11ZM53 112V111H52ZM67 112V109L66 111ZM64 112V113H65ZM90 112V111H89ZM172 112V111H171ZM4 113V114H2ZM56 113V112H55ZM104 113V112H102ZM107 114L110 115V113L108 112H105ZM105 113H104V116H105ZM121 113V112H120ZM14 114V110H13V113ZM54 114V112H53ZM62 114V113H61ZM67 114V113H66ZM91 114V112H90ZM25 115V114H24ZM29 115V114H28ZM33 116H36V117H32ZM65 115V114H64ZM69 115V114H68ZM115 115H116V112H115ZM120 115V114H118ZM173 115V114H172ZM11 116V118H9ZM15 116V115H14ZM62 116V115H61ZM99 116V115H98ZM124 116V115H123ZM126 116H128L126 114ZM132 116V114H131ZM160 116V117H159ZM65 117V116H64ZM67 117V116H66ZM75 117H72V118H75ZM130 117V116H129ZM135 117V116H134ZM13 118L15 120H13ZM52 118V117H51ZM63 118V117H62ZM111 118V116H110ZM227 118H225L227 120ZM20 119V118H19ZM22 119V118H21ZM67 119V118H66ZM107 119V118H106ZM114 119V118H113ZM120 119V118H119ZM118 119V120H119ZM124 119V118H122ZM120 119V120H122ZM129 121L131 120L132 121V117L128 118ZM47 120V118H46ZM73 120V119H72ZM76 121V119H74ZM78 120V119H77ZM90 120V119H89ZM100 120V119H99ZM112 120V119H111ZM116 120V119H114ZM113 120V121H114ZM116 120L114 123L116 124L117 128H118V131H122V133L124 132L125 134V131H131L129 133L130 134V139L132 141L130 142H133L132 144L134 145H131L132 148H134L135 150L136 147H133V146H137L139 144H142L141 143V135L138 134H135V132H132V124L130 125V122L126 125L124 123V126L120 125L119 122L121 121H118ZM224 120V119H223ZM55 120H53L54 122ZM70 121V120H69ZM101 121V120H100ZM105 121V120H104ZM124 122H126V119L123 120ZM122 121V122H123ZM128 121V120H127ZM136 121V120H135ZM50 122V121H49ZM67 122V121H65ZM80 122V121H77V123ZM82 122V121H81ZM91 122V121H90ZM109 122V121H108ZM118 122V123H116ZM133 122V121H132ZM139 122V121H138ZM225 122V120H224ZM23 123V124H22ZM75 124V122H73ZM101 123V122H100ZM99 123V124H100ZM110 123V122H109ZM108 123V125H109ZM25 124V125H24ZM45 124L44 126V130L43 128H41V126ZM49 124V123H48ZM52 124V123H51ZM55 124V122H54ZM53 124V125H54ZM68 124V123H67ZM123 124V123H121ZM135 124V123H134ZM50 125V124H49ZM69 125V124H68ZM75 125H80V124H75ZM82 125V124H81ZM112 125V123H111ZM225 125V124H224ZM225 125V126H226ZM51 126V125H50ZM60 126V125H58ZM73 124H72V128H73ZM85 126V125H83ZM100 126V125H99ZM102 126V125H101ZM140 126V125H139ZM3 128L4 131H1V129ZM43 127V126H42ZM49 127V126H48ZM54 126H52L51 128H53ZM61 127V126H60ZM71 127V126H70ZM69 127V128H70ZM77 127V126H75ZM90 127V126H89ZM97 127V126H96ZM135 127H137L135 125ZM134 127V128H135ZM50 128V127H49ZM47 128V129H49ZM69 128H68V131H69ZM78 128V127H77ZM76 128V129H77ZM81 128V127H80ZM87 128V127H86ZM98 128V127H97ZM103 128V127H102ZM112 128V127H111ZM120 128V130H119ZM127 128H129L127 130ZM139 128V127H138ZM137 128V129H138ZM19 129V130H18ZM82 129H85L82 128ZM81 130H78V131H82ZM88 129V128H87ZM115 129V127L113 128ZM111 129V130H113ZM137 129H135L134 131H136ZM223 129V128H222ZM7 130V131H6ZM116 130V129H115ZM140 130V129H139ZM24 131V129L22 130ZM58 131V130H57ZM66 131V130H65ZM90 131H91V127H90ZM116 130V132H118ZM138 131V130H137ZM16 132V131H15ZM48 132V133H47ZM52 132V133H51ZM59 132V131H58ZM67 132V131H66ZM73 132V131H72ZM98 132V131H97ZM109 132V131H108ZM15 136H13L14 134ZM24 133V132H23ZM47 135H46V134ZM64 133V132H63ZM71 133V132H70ZM75 133V132H74ZM83 133V132H82ZM92 133V131L90 132ZM95 133V132H94ZM99 133V132H98ZM107 133V132H106ZM112 133V132H111ZM110 133V134H111ZM121 133V132H120ZM127 133V132H126ZM127 133V135H128ZM19 134H22L21 132ZM31 134V135H32ZM49 134V135H48ZM65 134V133H64ZM67 134V133H66ZM69 134V133H68ZM67 134V135H68ZM96 134V133H95ZM113 134V133H112ZM117 134V133H115ZM23 135V134H22ZM81 135V134H80ZM90 135V134H89ZM97 135V134H96ZM99 135V134H98ZM225 135V134H224ZM227 136L229 135L228 132L226 134ZM26 136V135H25ZM40 136V135H38ZM69 136V135H68ZM71 136V135H70ZM77 137V134L75 135ZM79 136V135H78ZM84 136V135H83ZM123 136V135H122ZM125 136V135H124ZM28 137V135L26 136ZM31 137V136H30ZM36 137V136H35ZM61 137V138H60ZM73 136V139L76 138ZM93 137V136H92ZM95 137V136H94ZM106 137V136H105ZM113 137V135H112ZM33 138V137H32ZM84 138V137H83ZM86 138V137H85ZM117 138V137H116ZM126 138V137H125ZM144 138V137H143ZM24 139H31V138H25ZM35 139V138H34ZM36 139H39L38 137H36ZM35 139V140H36ZM42 139V138H41ZM45 139V138H44ZM43 139V140H44ZM79 139V138H78ZM120 139V138H119ZM123 139V138H122ZM121 139V140H122ZM127 139V138H126ZM129 139V138H128ZM226 139V140H227ZM25 140V142H27ZM28 140V141H29ZM33 139H31L32 141ZM70 140V139H69ZM80 140V139H79ZM82 140V139H81ZM90 140V138H89ZM99 140V139H98ZM113 140V139H112ZM38 140H36L37 142ZM53 141V140H52ZM59 141V140H58ZM78 141V140H77ZM84 141V139H83ZM82 141V142H83ZM96 141V140H95ZM102 141H103V137H102ZM109 141H110V138H109ZM125 141V140H124ZM24 142V140L22 141ZM39 148H40V152L38 151V154L39 153H45V152H48L46 150L47 148V145L45 147V141H40L39 139ZM55 142V141H53ZM57 142V141H56ZM63 142V141H62ZM81 142V144H82ZM85 142V141H84ZM106 142V140H105ZM227 142V141H226ZM72 143V142H71ZM80 143V142H79ZM86 143V142H85ZM83 143V144H85ZM96 142L93 143V145L95 144ZM110 143V142H108ZM107 143V144H108ZM112 143V142H111ZM116 143V142H115ZM138 143V144H137ZM228 143V142H227ZM14 144H15V147L14 148V151H13V147H14ZM17 144V145H16ZM21 144V141L20 143ZM24 144V143H23ZM79 144V145H81ZM13 145V146H11ZM32 145V144H31ZM50 145V144H49ZM65 145V144H64ZM92 145V144H91ZM103 145V143H102ZM114 145V144H113ZM148 145V144H147ZM146 145V146H147ZM226 145V144H225ZM228 145V146H229ZM11 146L12 149H10V151L12 150V152H9V149L7 151V147ZM36 146V145H35ZM84 146V145H83ZM86 146V144H85ZM95 146V145H94ZM97 146V145H96ZM110 147V145H108ZM142 146V145H141ZM223 146V145H222ZM29 147V146H28ZM27 147V148H28ZM32 147L31 150L33 151L34 147L33 146H30ZM62 147V146H61ZM66 148V146H64ZM89 147V145H88ZM107 147V146H106ZM105 147V148H106ZM130 147V148H131ZM143 147V146H142ZM19 148H20V145H19ZM38 148V147H37ZM87 148V147H86ZM91 148V146H90ZM94 149V147H92ZM112 148V147H111ZM116 148V147H115ZM114 148V149H115ZM122 148V147H121ZM127 148V147H126ZM30 149V148H29ZM28 149V151H29ZM76 149V148H75ZM133 149V151H134ZM30 150V151H31ZM62 150V149H61ZM96 150V148H95ZM106 150V149H105ZM109 150V149H108ZM122 150V149H121ZM130 150V149H129ZM132 150V149H131ZM130 150V151H131ZM29 151V152H30ZM37 151V150H36ZM35 151L36 155L37 152ZM51 151V150H50ZM63 151V150H62ZM61 151V152H62ZM100 151V150H99ZM107 151V150H106ZM141 151V150H140ZM229 151V150H228ZM234 151V149H233ZM13 152H14V155H13ZM70 151L68 150V153ZM92 153V151H90ZM97 152V151H95ZM109 152V151H108ZM111 152V151H110ZM109 152V153H110ZM129 152V151H128ZM143 152V150L141 151ZM34 153V152H33ZM49 153V152H48ZM64 153V152H62ZM66 153V152H65ZM64 153V154H65ZM80 153V152H79ZM83 153V151H82ZM88 153V152H87ZM86 153V154H87ZM104 153V152H103ZM115 153V152H114ZM121 153V152H120ZM119 153H116L115 156L118 157L120 156L121 154ZM126 153V152H125ZM130 153V152H129ZM137 153V151H136ZM140 153V152H139ZM15 154H18L17 157H15ZM31 154V152H30ZM47 154V153H46ZM52 154V153H51ZM93 154V153H92ZM112 154V153H111ZM123 154V152H122ZM135 154V153H134ZM36 155H31L32 158H34L33 156L38 157ZM103 155V154H102ZM131 155V154H130ZM139 155V154H138ZM232 155V154H231ZM45 156V155H44ZM49 156V155H48ZM79 156V155H78ZM88 156V155H87ZM92 156V155H91ZM107 156V154H106ZM112 156V155H111ZM124 156V155H123ZM126 156V155H125ZM134 156V155H133ZM23 157V158H22ZM29 157V155L27 156ZM26 157V158H27ZM42 157V156H41ZM51 157V156H50ZM55 157V155H54ZM65 157V156H64ZM82 157V155H81ZM110 157V156H108ZM21 158V159H20ZM25 158V159H26ZM52 158V157H51ZM57 158V157H56ZM60 158V157H59ZM74 158V157H73ZM84 158H85V155H84ZM87 158V157H86ZM92 158V157H91ZM89 158V159H91ZM96 158V157H94ZM93 158V159H94ZM98 158V156H97ZM97 158L95 160H97ZM129 158V157H128ZM232 158V157H231ZM29 159V158H27ZM48 159V157H47ZM58 159V158H57ZM65 159V158H64ZM120 159V158H118ZM180 159V158H179ZM31 160V158H30ZM29 160V161H30ZM36 160V159H33V161ZM39 160V158H38ZM59 160V159H58ZM74 160V159H73ZM77 160V159H76ZM94 160V161H95ZM109 160V159H108ZM121 160H122V156H121ZM134 160V159H133ZM137 160V158H136ZM43 161V160H42ZM50 161V160H49ZM56 161V160H55ZM84 161V160H83ZM86 161V159H85ZM127 161V159H126ZM139 161V159H138ZM181 161L182 162H186V165H188V161H186L184 158L181 157ZM24 162V163H23ZM31 162V161H30ZM28 162V163H30ZM36 162V161H35ZM40 162V161H39ZM48 162V160H47ZM69 162V161H68ZM235 162V160H234ZM34 163V162H33ZM52 163V162H51ZM50 163V164H51ZM55 163V162H54ZM78 163H81V162H78ZM87 163V161H86ZM85 163V164H86ZM93 163V162H92ZM122 163V162H120ZM127 163H130V162H127ZM126 163V164H127ZM134 162H132L133 164ZM188 163V164H187ZM40 164V163H39ZM42 164H44L42 162ZM53 164V163H52ZM59 164V163H58ZM64 164V162H63ZM131 164V163H130ZM131 164V165H132ZM47 165V164H46ZM71 165V164H69ZM89 165V164H88ZM103 165V164H102ZM129 165V164H128ZM135 165V164H134ZM190 165V164H189ZM33 166V165H32ZM90 166V165H89ZM121 166V164L119 165ZM126 166V165H124ZM41 167V169H40ZM44 167V166H43ZM49 166H47L48 168ZM53 168H55V170H57V168L55 166H52ZM51 167V169H53ZM82 167V166H80ZM96 167V166H95ZM108 167V166H107ZM106 167V168H107ZM112 167V166H111ZM137 167V165H136ZM145 167V166H144ZM191 167V166H189ZM78 168V167H77ZM98 168V167H96ZM101 168V167H100ZM138 168V167H137ZM49 169V168H48ZM65 169V168H64ZM68 169V168H67ZM74 169V168H73ZM83 169V168H82ZM85 169V168H84ZM87 169V168H86ZM103 169V168H101ZM101 169H100V172H101ZM105 169V168H104ZM116 169V168H115ZM125 169V168H124ZM130 169V168H129ZM132 169V168H131ZM130 169V170H131ZM143 169V167H142ZM70 170V169H69ZM91 170V169H90ZM96 170V169H95ZM114 170V169H113ZM120 170V169H119ZM135 170V169H134ZM138 170V169H137ZM50 173H51V170H49ZM53 174L54 173V170H52ZM64 171V170H63ZM68 171V170H67ZM77 171V170H76ZM97 171V170H96ZM109 171H111L109 169ZM58 172V171H57ZM62 172V171H60ZM84 172V171H83ZM98 172V171H97ZM50 173L48 174V176L50 175ZM63 173V172H62ZM71 173V172H70ZM78 173V172H77ZM99 173V172H98ZM108 173V171H107ZM117 173V172H116ZM127 173V172H126ZM129 173H132V172H129ZM139 173V172H138ZM46 174V176H47ZM59 174V172L57 173ZM55 174V175H57ZM64 174V173H63ZM62 174V175H63ZM69 174V172H68ZM67 174V175H68ZM83 174V173H82ZM85 174V173H84ZM102 174V173H101ZM119 174V173H118ZM141 174V173H140ZM52 175H50V177L52 178ZM75 176V174H73ZM98 175V174H97ZM107 175V174H106ZM145 176V174H143ZM60 176V174H59ZM70 176V175H69ZM84 176V175H83ZM103 176V175H102ZM132 178H133V174H131ZM142 176V175H140ZM143 176V177H144ZM45 179H44V178ZM57 179L58 176H56ZM72 177V175H71ZM92 177V176H91ZM94 177H95V174H94ZM127 178V176H125ZM135 177V176H134ZM143 177H140V178H143ZM49 178V177H48ZM50 178V179H51ZM61 181L63 180V177L60 176ZM68 178V177H67ZM81 180L83 181L82 177L80 176ZM80 178H77V179H74V183L77 185V186H80L82 188L83 191L87 190L88 188L85 187V183L82 182L80 180ZM96 178V177H95ZM98 178V177H97ZM109 178V177H108ZM54 179V178H53ZM51 179V180H53ZM66 179V178H65ZM79 179V180H78ZM89 179V178H88ZM101 179V177H100ZM128 179V178H127ZM137 180V178H135ZM134 179V180H135ZM145 177L142 179L144 180ZM149 179V178H148ZM56 180V179H55ZM53 180V181H55ZM99 180V179H98ZM140 180V181H142ZM51 181V182H53ZM60 181V180H59ZM66 181V180H65ZM114 181V180H113ZM132 181V180H131ZM138 181V180H137ZM147 181V180H146ZM58 183V180L55 181V183ZM88 182V181H87ZM105 182V181H104ZM64 183V182H63ZM98 183V182H97ZM115 183V182H114ZM129 183V182H128ZM232 183V182H231ZM66 184V187L68 185V183H65ZM89 184V183H88ZM123 184V183H122ZM135 184V183H134ZM138 184V182H137ZM140 184V183H139ZM145 184V182H144ZM144 184H142L144 186ZM54 185V184H53ZM57 185V184H56ZM64 184H61V186H63ZM90 185H92L90 183ZM88 185V186H90ZM97 185V184H96ZM106 185V184H105ZM114 185V184H113ZM112 185V186H113ZM49 186V187H48ZM65 186V185H64ZM73 186V185H72ZM87 186V187H88ZM104 186V185H103ZM108 186V185H107ZM106 186V187H107ZM146 186H148V184H146ZM58 187L60 188V184L59 186H57V189ZM75 187V186H73ZM102 187V186H101ZM118 187V186H117ZM141 187V186H140ZM235 187V188H236ZM62 188V187H61ZM91 188H93L91 186ZM112 188V187H111ZM122 188V187H121ZM120 188V189H121ZM125 188V187H124ZM123 188V189H124ZM128 188V187H127ZM131 188H132V185H131ZM138 188V187H137ZM234 188V186H233ZM63 189V188H62ZM69 190L70 187H68ZM101 189V188H100ZM110 189V188H109ZM129 189V188H128ZM148 189V188H147ZM74 190V188H73ZM73 190H72V193H73ZM92 189L89 188V191H91ZM95 190V189H94ZM78 191V190H77ZM76 191V193H77ZM86 192V193H89L90 192ZM101 191V190H100ZM130 191V190H129ZM132 191V190H131ZM30 192H33L35 193L36 197L34 198ZM70 192V191H68ZM93 192V191H91ZM107 192V191H106ZM105 192V193H106ZM109 192V191H108ZM135 192V191H134ZM139 192V190H138ZM142 192V190H141ZM149 192H152V191H149ZM32 193V194H33ZM82 193V192H81ZM94 193V192H93ZM99 193V192H98ZM114 193V192H113ZM117 193V192H116ZM115 193V194H116ZM129 193V192H128ZM71 194V192H70ZM96 194V192H95ZM100 194V193H99ZM98 194V195H99ZM127 194V193H126ZM136 194V193H135ZM143 194V193H141ZM153 194V193H151ZM34 195V196H35ZM108 195V194H107ZM106 195V196H107ZM157 195V194H156ZM159 195V194H158ZM235 195V194H233ZM70 196V195H69ZM74 196V195H73ZM86 196V195H85ZM125 196V194H124ZM133 196V195H132ZM154 196V195H152ZM61 197V196H60ZM68 197V196H67ZM72 196H70V199H71ZM100 197V196H98ZM118 197V196H117ZM134 197V196H133ZM158 197V196H157ZM161 197V196H160ZM159 197V198H160ZM78 198H79V195H78ZM82 198V197H80ZM94 198V197H93ZM114 198V197H113ZM136 198V197H135ZM134 198V199H135ZM163 198V197H162ZM88 201H89V197L87 198ZM92 199V197L90 198ZM96 199V198H95ZM153 199V198H152ZM158 199V198H157ZM234 199V198H233ZM61 200V201H60ZM67 200V199H66ZM80 200V199H79ZM151 200V199H150ZM154 200V199H153ZM164 200V198L162 199ZM76 201V200H75ZM87 201V202H88ZM93 201V199H92ZM148 201V200H147ZM63 202V203H61ZM71 202V201H70ZM74 202V200H73ZM90 202V201H89ZM101 202V201H100ZM96 203V202H94ZM99 203V202H98ZM102 203H105V202H102ZM135 203V202H134ZM78 204V202H77ZM81 204H82V201H81ZM84 204V202H83ZM82 204V205H83ZM92 204V202H91ZM25 205V206H23ZM73 205V204H72ZM103 205V204H102ZM110 205V207H109ZM123 205V204H121ZM128 205V204H127ZM131 205V204H130ZM135 204H133L134 206ZM155 205V204H154ZM245 205H248L247 210L248 211H245V209L243 208ZM86 206V205H85ZM109 207V208H107ZM115 207V206H114ZM118 207V205H117ZM116 207V208H117ZM130 207V206H129ZM152 207V206H151ZM111 208V209H112ZM123 208V207H122ZM134 208V207H133ZM86 209V207H85ZM115 209V208H114ZM161 209V208H160ZM230 209V211H231ZM122 210V209H121ZM120 210V212H121ZM169 210V209H168ZM85 211V212H84ZM163 211V210H162ZM165 212V211H163ZM231 212V213H232ZM249 212V214L247 213ZM169 214V213H168ZM238 214H241L240 217ZM1 216V215H0ZM2 216V217H4ZM169 217V216H168ZM166 218V216H165ZM170 218V217H169ZM168 218V219H169ZM2 219V218H1ZM5 220L8 222V220ZM84 219V220H83ZM146 220V219H145ZM1 222V221H0ZM4 223V222H3ZM98 223V222H97ZM5 224V223H4ZM146 224V222H145ZM128 225V227H127ZM2 226V225H1ZM142 226V224H141ZM4 227V226H3ZM1 227V228H3ZM8 228H11L9 227V224L8 226H6ZM5 227V228H6ZM0 228V253H2L3 257L2 259L4 258V261H1L0 264H41V256H39V254L37 252H34L33 248H31L29 246V242L26 244L25 243V238H22L21 234L18 233L14 234L11 233V235L7 234L8 231L6 232L5 230L8 229L6 228L5 232H2ZM137 228V227H136ZM135 228V229H136ZM4 229V228H3ZM146 229V228H145ZM144 229V230H145ZM13 230V229H12ZM102 230V229H101ZM129 230V229H128ZM131 230V229H130ZM11 231V229L9 230ZM108 232V231H107ZM149 232V231H148ZM17 233V232H16ZM113 233V232H111ZM136 233V232H135ZM108 234V233H107ZM111 235V234H110ZM247 235V236H245ZM138 236V235H137ZM106 237H108V235H106ZM125 237V236H124ZM133 238H136L133 237ZM144 240V239H143ZM237 240V239H236ZM93 241V242H94ZM30 242V243H31ZM113 242V241H112ZM117 242V241H116ZM88 243V248L93 252H89L87 251V254L86 255H81L82 253L84 252H79L76 247L78 245H82V247L80 246L79 248L82 250L86 249L87 246H85V244ZM137 245V244H136ZM238 245V244H237ZM142 246V245H141ZM140 246V247H141ZM84 247V248H83ZM239 247V248H240ZM78 248V247H77ZM79 249V250H80ZM87 250V249H86ZM149 251V250H148ZM148 253V252H147ZM116 254V256L114 255ZM242 254V256H243ZM84 259V260H83ZM125 259V258H124ZM8 262V263H6ZM78 262V263H77ZM43 264V263H42Z\"/></svg>","mask_w":264,"mask_h":264},{"label":"built area","instance_id":"2783aa9c","mask_svg":"<svg viewBox=\"0 0 264 264\" xmlns=\"http://www.w3.org/2000/svg\"><path fill=\"white\" fill-rule=\"evenodd\" d=\"M244 72V71H243ZM243 85H246V80L245 81H243Z\"/></svg>","mask_w":264,"mask_h":264},{"label":"crops","instance_id":"0c3cea01","mask_svg":"<svg viewBox=\"0 0 264 264\" xmlns=\"http://www.w3.org/2000/svg\"><path fill=\"white\" fill-rule=\"evenodd\" d=\"M260 67L264 68V64H263V65H262V64H260Z\"/></svg>","mask_w":264,"mask_h":264}]
</instances>
